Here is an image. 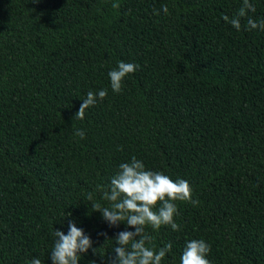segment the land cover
Wrapping results in <instances>:
<instances>
[{"label":"trees","instance_id":"trees-1","mask_svg":"<svg viewBox=\"0 0 264 264\" xmlns=\"http://www.w3.org/2000/svg\"><path fill=\"white\" fill-rule=\"evenodd\" d=\"M113 2L0 0V264H52L69 221L93 242L79 264H110L118 232L134 229L110 227L92 203L109 206L132 156L199 201L175 202L179 231L146 227L157 250L172 245L162 264H180L192 239L210 245V264H264V31L245 30L264 0H250L239 31L223 17L243 0ZM120 61L139 67L116 93Z\"/></svg>","mask_w":264,"mask_h":264},{"label":"clouds","instance_id":"clouds-1","mask_svg":"<svg viewBox=\"0 0 264 264\" xmlns=\"http://www.w3.org/2000/svg\"><path fill=\"white\" fill-rule=\"evenodd\" d=\"M112 7L118 9L119 0H114ZM162 10L168 14L167 5H162ZM249 11L253 13L256 11L254 4L250 0H243L236 15L231 19L225 15L223 20L239 31L241 19L245 18ZM257 28L264 31V20L257 22L248 17L245 30ZM138 67L133 63L118 62L117 67L108 72L112 91L119 93L124 78L134 73ZM106 96V89L87 92L86 98L81 101L76 112V117L83 119L86 109ZM74 134L81 139L85 136L80 129ZM102 198L109 202V206L92 203V208L101 213L102 219L108 222L110 227L123 223L127 228L134 229L118 232L115 237L117 246L113 249L116 258L110 264H162L172 245L168 243L157 250L152 246L153 238L145 231L146 227L150 226L158 231L162 226H170L173 231H179L180 225L174 220V217L179 215L175 202H188L193 205L199 203L192 199V188L187 180H173L164 172L148 170L144 162L135 156L119 165V171L111 179L110 188L104 191ZM87 200L93 201L91 193L88 194ZM68 229L67 234L56 229L54 231L55 242L50 253L52 264H79L80 254L87 253L92 248V240L76 226L75 222L69 221ZM102 235L106 236V233ZM209 252L210 245L204 240L187 241L180 257V264H210L206 258ZM30 264L42 262L39 258H33Z\"/></svg>","mask_w":264,"mask_h":264}]
</instances>
